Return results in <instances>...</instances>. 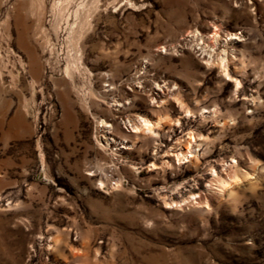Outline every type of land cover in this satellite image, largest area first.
<instances>
[{
    "label": "rangeland",
    "instance_id": "obj_1",
    "mask_svg": "<svg viewBox=\"0 0 264 264\" xmlns=\"http://www.w3.org/2000/svg\"><path fill=\"white\" fill-rule=\"evenodd\" d=\"M57 1L0 0V264H264V0H99L73 35L96 0Z\"/></svg>",
    "mask_w": 264,
    "mask_h": 264
},
{
    "label": "bare ground",
    "instance_id": "obj_2",
    "mask_svg": "<svg viewBox=\"0 0 264 264\" xmlns=\"http://www.w3.org/2000/svg\"><path fill=\"white\" fill-rule=\"evenodd\" d=\"M62 2H64V1H61V0H59V1H57V2H55V5H54V7H55V9H60L61 8V6H62ZM66 2V1H65ZM98 2H99V0H96L95 1V3H96V5L94 6V7H92V10L90 9V8H88L87 10H86V5L85 4H80L79 6H78V8L76 9V11L74 12V18L76 19V18H78V16H79V13L80 12H85V13H87L86 14V16H84L83 18H82V22L81 21H76V22H74L73 23V25L71 26V28H70V31H69V35H73V34H75V29L79 26V27H81V28H83L85 25L86 26H89L90 25V22H89V19H90V13H91V11H93V10H97L98 9V6H97V4H98ZM21 4H17V8L16 9H18V6H20ZM14 13V12H13ZM76 20H78V19H76ZM192 36H194V35H192ZM73 37V36H72ZM72 37H70V38H72ZM208 39L209 40H212V41H216V39H217V33L216 32H211V34H209V37H208ZM77 40H78V38H77ZM81 50V49H80ZM31 60V59H30ZM31 64H30V73L31 72H34L35 70L34 69H32V67H34V66H36L37 67V64L36 63H34L32 60H31V62H30ZM32 65V66H31ZM65 73H66V75L67 76H69V70L68 69H66L65 70ZM32 74V73H31ZM110 85H106L105 87H108V88H110L109 87ZM112 88H110V89H108V90H105V91H110ZM116 106H120V105H116ZM184 112H189V111H187V110H184ZM101 125L102 124H104L105 125V123H103L102 121L101 122H99ZM157 126H159V121H157V122H155L154 124H152L149 120H147V119H143V118H140V119H138V121H137V123H135V124H133V126L131 125V129H133L132 131H134V132H137V131H141V132H148V133H153V131H152V128L153 127H157ZM109 126L107 125V127L105 126L104 128H108ZM108 130V129H107ZM107 130H105L106 132H103L104 133V141H105V143L106 144H108V142L109 141H112V140H110V139H106L105 138V136H106V134H108V131ZM103 131V130H102ZM193 138V137H192ZM192 142H195V140L194 141H192ZM114 143V142H113ZM193 146L194 145H192L191 144V140H189V141H187L186 142V144L184 145V147H183V149H182V151L184 152V154H182V152L181 153H179L177 156H176V160L177 161H179L180 159V155H183V157H184V155H186V154H190L191 153V149L193 148ZM193 151V150H192ZM238 176L235 174V173H229L227 176H226V179L225 180H223V181H220V180H217V179H215L214 181H215V183H216V186H217V188L221 191V192H223V191H225L226 190V186L227 185H230V184H232V183H235L236 181H238Z\"/></svg>",
    "mask_w": 264,
    "mask_h": 264
}]
</instances>
